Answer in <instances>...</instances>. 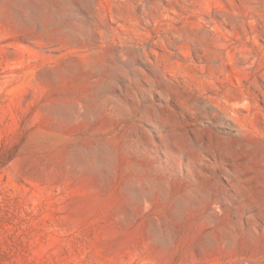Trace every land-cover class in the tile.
Returning a JSON list of instances; mask_svg holds the SVG:
<instances>
[{
  "label": "rangeland",
  "instance_id": "374dc122",
  "mask_svg": "<svg viewBox=\"0 0 264 264\" xmlns=\"http://www.w3.org/2000/svg\"><path fill=\"white\" fill-rule=\"evenodd\" d=\"M0 264H264V0H0Z\"/></svg>",
  "mask_w": 264,
  "mask_h": 264
}]
</instances>
